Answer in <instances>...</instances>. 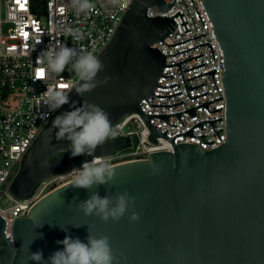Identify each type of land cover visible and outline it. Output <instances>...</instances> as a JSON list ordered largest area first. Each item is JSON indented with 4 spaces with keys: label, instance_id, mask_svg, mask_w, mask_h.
<instances>
[{
    "label": "water",
    "instance_id": "obj_1",
    "mask_svg": "<svg viewBox=\"0 0 264 264\" xmlns=\"http://www.w3.org/2000/svg\"><path fill=\"white\" fill-rule=\"evenodd\" d=\"M225 60L226 140L213 150L173 145L148 159L114 165L111 185L91 192L62 185L12 223L10 238L0 219V264H33L62 250L66 236L86 241L88 231L107 235L120 264H264V0H201ZM166 11L164 0H132L117 30L96 56L103 62L98 86L70 101L104 109L114 125L139 114V102L151 94L164 66L153 47L172 30L171 18L147 16ZM106 80V82H104ZM69 110L64 106L60 111ZM56 112L28 148L9 184L10 194L27 198L39 182L93 157L70 158L67 141L55 139ZM171 141V140H170ZM125 139L108 141L94 157L116 153ZM155 169H158L156 171ZM114 196L127 191L135 206L119 222L86 217L76 207L92 192ZM140 221L130 223L131 212ZM36 225H42L36 227ZM63 229V230H61Z\"/></svg>",
    "mask_w": 264,
    "mask_h": 264
},
{
    "label": "built area",
    "instance_id": "obj_2",
    "mask_svg": "<svg viewBox=\"0 0 264 264\" xmlns=\"http://www.w3.org/2000/svg\"><path fill=\"white\" fill-rule=\"evenodd\" d=\"M131 2L92 0L93 11L85 16L75 13L70 0H0V219L8 237L15 219L25 217L35 203L69 183L71 170L81 166L42 180L25 199L9 192L28 148L56 113L41 103V94L60 85H67L70 93L77 82L70 69L53 79L38 78V56L56 43L99 54ZM164 2L169 6L166 11L147 9L148 17L171 18L174 23L167 36L153 44L164 56V66L152 93L139 102L141 113L160 136L151 142L140 115L131 114L117 124L121 129L117 139H125L127 145L100 157L113 166L172 151L173 145L208 151L226 140L225 60L208 13L201 0ZM68 27L79 29L83 39L74 40L65 31Z\"/></svg>",
    "mask_w": 264,
    "mask_h": 264
},
{
    "label": "clouds",
    "instance_id": "obj_3",
    "mask_svg": "<svg viewBox=\"0 0 264 264\" xmlns=\"http://www.w3.org/2000/svg\"><path fill=\"white\" fill-rule=\"evenodd\" d=\"M112 2L116 3L117 0ZM70 7L76 14L87 16L93 11L94 5L92 0H70ZM65 31L76 41L83 39V33L79 29L68 27ZM38 60L40 67L37 73H43L41 79L59 77L66 69H70L77 78L74 92L80 97L95 90L100 83L97 77L104 71L103 62L92 52L63 43L47 47L40 53ZM65 89L61 86L48 87L41 94V103L50 112H59L52 127L56 140L68 142L66 151L70 152V158L93 157L85 160L79 168L71 170V186L73 189L91 192L93 188L111 185L116 174L113 165L103 158L94 157L93 154L108 141L117 139L121 133L120 126L114 125L109 114L98 105L84 101L80 106H74ZM66 105L69 110L60 111ZM135 203V198L127 191L114 196L105 194L103 197L95 191L88 199L77 203L76 207L84 216H95L108 223L119 222L134 208ZM128 219L130 223H137L141 217L139 213L132 211ZM56 243L62 246V250L54 252L47 261L44 260L42 252L32 253L30 260L33 264H120L121 259H126L113 253L107 235L96 236L88 231L86 241L66 236Z\"/></svg>",
    "mask_w": 264,
    "mask_h": 264
},
{
    "label": "snow or ice",
    "instance_id": "obj_4",
    "mask_svg": "<svg viewBox=\"0 0 264 264\" xmlns=\"http://www.w3.org/2000/svg\"><path fill=\"white\" fill-rule=\"evenodd\" d=\"M23 35L25 36V38H27V33L25 32V33H23ZM37 77L38 78H41V77H43V73L42 72H38L37 73ZM61 87H63V88H67V85H60Z\"/></svg>",
    "mask_w": 264,
    "mask_h": 264
},
{
    "label": "rangeland",
    "instance_id": "obj_5",
    "mask_svg": "<svg viewBox=\"0 0 264 264\" xmlns=\"http://www.w3.org/2000/svg\"><path fill=\"white\" fill-rule=\"evenodd\" d=\"M132 127H133V126H130V128H129V129H132Z\"/></svg>",
    "mask_w": 264,
    "mask_h": 264
}]
</instances>
